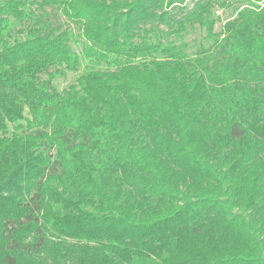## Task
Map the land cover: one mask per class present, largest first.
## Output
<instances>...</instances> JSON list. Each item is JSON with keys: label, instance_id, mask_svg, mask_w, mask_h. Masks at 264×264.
<instances>
[{"label": "trees", "instance_id": "trees-1", "mask_svg": "<svg viewBox=\"0 0 264 264\" xmlns=\"http://www.w3.org/2000/svg\"><path fill=\"white\" fill-rule=\"evenodd\" d=\"M237 1L0 0V264H264V0Z\"/></svg>", "mask_w": 264, "mask_h": 264}, {"label": "rangeland", "instance_id": "rangeland-1", "mask_svg": "<svg viewBox=\"0 0 264 264\" xmlns=\"http://www.w3.org/2000/svg\"><path fill=\"white\" fill-rule=\"evenodd\" d=\"M234 5H238L239 2L237 0H232ZM188 5L190 4V2L187 3ZM192 4V2H191ZM220 10H218V12L215 13L216 16H219L221 18V23L224 22V20H226V18H228L230 16V14L232 13L231 10L229 9H224V8H219ZM59 15V19L61 21H64V18L61 16L60 13H58ZM219 27H221V24L217 25V30L219 29ZM202 34V32L196 30H191L188 34V36L186 37V40L189 42H192L193 39H199L200 35ZM76 50L79 49V47L75 48ZM83 67H85L84 65H82ZM82 67V68H83ZM83 72V69H79L78 72L76 73H67L66 77L64 78H59L55 81V87L58 90H62L64 88H66L69 84L73 83L75 81V79L80 75V73Z\"/></svg>", "mask_w": 264, "mask_h": 264}]
</instances>
